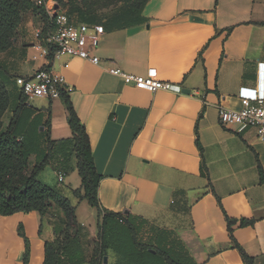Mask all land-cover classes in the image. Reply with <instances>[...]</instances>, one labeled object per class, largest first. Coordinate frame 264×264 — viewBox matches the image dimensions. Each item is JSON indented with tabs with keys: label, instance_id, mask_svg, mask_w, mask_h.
Wrapping results in <instances>:
<instances>
[{
	"label": "crops",
	"instance_id": "crops-1",
	"mask_svg": "<svg viewBox=\"0 0 264 264\" xmlns=\"http://www.w3.org/2000/svg\"><path fill=\"white\" fill-rule=\"evenodd\" d=\"M117 15L106 16L104 23H115ZM44 23L32 11L24 15L9 72L28 75L49 66L64 76L102 175V205L143 221L141 242L168 237L196 264H245L235 241L254 264H264V143L255 129L226 128L219 119L220 107L238 109L243 97L262 95L264 0H148L137 22L105 28L92 48L100 64L66 55L50 60L45 37L36 34ZM113 66L137 74L156 67L160 78L179 84L181 92L127 84L109 72ZM27 103L42 123L40 131L47 125L51 141L73 136L62 97ZM10 117L4 118L6 126ZM63 156L38 177L76 205L92 250L97 209L74 195L82 184L77 158ZM35 164L32 154L30 168ZM59 170L66 173L62 183ZM227 216L255 222L234 224V240ZM20 226L30 240V263L43 264L45 242L55 232L36 210L0 215V264H24ZM107 253L105 264H116V252Z\"/></svg>",
	"mask_w": 264,
	"mask_h": 264
},
{
	"label": "trees",
	"instance_id": "trees-1",
	"mask_svg": "<svg viewBox=\"0 0 264 264\" xmlns=\"http://www.w3.org/2000/svg\"><path fill=\"white\" fill-rule=\"evenodd\" d=\"M123 3L108 13L117 15L115 23H102L105 28L122 27L140 19L144 5L148 0H122ZM72 18L89 23L97 22V10L101 0H56ZM62 4L64 6H62ZM65 9V8H64ZM31 10L41 15L44 20V33L50 26L51 19L44 7L35 6L29 0H0V50L12 45V38L21 21L22 15ZM53 60V50L48 53ZM3 68V67H2ZM1 69V66H0ZM0 71V215L16 212L39 211L42 223L48 221L54 227L55 238L45 242V260L43 264H103L112 248L117 254L116 264H196L191 261L181 246L168 237H157L150 243L138 239L143 221L137 217L124 215L106 209L99 198V186L102 175L98 173L92 146L85 124L78 116L68 92H62L68 110V121L73 136L58 142L51 141L46 128L40 131L42 123L36 122L35 110L27 103L20 91L17 101L12 106L6 83L10 73ZM16 82V79H15ZM11 112L10 122L6 126L4 118ZM46 148H42L43 143ZM199 144V141H198ZM69 153L77 158L78 171L82 180L81 187L74 195L87 199L97 209L98 232L93 240L92 250L89 242L83 239L84 227L76 215V205L57 188L42 182L38 175L52 159L64 157ZM36 154V164L30 168L29 160ZM65 158V157H64ZM63 159V158H62ZM264 181L263 170H260ZM229 231L233 236V226L238 221L240 226L255 222L253 218L240 220L227 216ZM20 235L25 240L24 264L30 263V240L24 228L20 226ZM235 240V239H234ZM245 264H254V259L235 241ZM155 250V252H153ZM105 264V263H104Z\"/></svg>",
	"mask_w": 264,
	"mask_h": 264
},
{
	"label": "built area",
	"instance_id": "built-area-1",
	"mask_svg": "<svg viewBox=\"0 0 264 264\" xmlns=\"http://www.w3.org/2000/svg\"><path fill=\"white\" fill-rule=\"evenodd\" d=\"M34 5L44 7L50 16V26L44 33L43 28H38V37H45L44 51L53 50V57L66 55L80 57L94 64H100L102 58L92 52L97 48L101 38L105 34V26L102 23H89L71 18L66 10L58 6L56 0H29ZM109 72L119 76L127 84L155 92L169 90L181 92V86L172 81L163 80L159 76L156 67H149L143 74L131 73L121 67H110ZM16 85L19 87L27 101L39 97H61L62 92L68 91L64 76L53 71L49 66L40 67L28 75H18ZM221 124L230 129L242 131L248 128L255 129L259 140L264 143V81L263 91L260 97L241 99V107L238 109L219 108ZM66 173L58 171V182H64ZM104 264V263H103Z\"/></svg>",
	"mask_w": 264,
	"mask_h": 264
},
{
	"label": "rangeland",
	"instance_id": "rangeland-1",
	"mask_svg": "<svg viewBox=\"0 0 264 264\" xmlns=\"http://www.w3.org/2000/svg\"><path fill=\"white\" fill-rule=\"evenodd\" d=\"M67 0H62L63 2H66ZM102 4L99 6L98 10H97V15H99V18L97 19V22H101L104 23L103 19L108 15V13H110V11H112L113 9L117 8L118 6H120L123 1L122 0H101ZM131 0H127V2H130ZM36 6V5H35ZM62 6H64L62 4ZM67 5H65L63 8H66ZM31 10L26 11L21 18V21L15 31V35L12 38V45L5 49V50H0V66L3 67L7 72L10 71V69L12 68L11 66H14V56H15V44H16V39L19 38V34H20V24L22 22V20L24 19V15L26 13H28ZM19 44V43H18ZM11 72V71H10ZM9 72V73H10ZM11 77H17L15 73H10ZM15 78L14 80L9 78V80L6 83V87L8 92L10 93V97H11V103L12 106L15 103V101H17L18 99V94L20 93V89L19 87L16 85L15 82ZM15 86H17V88L19 89V92H16L15 89H17ZM17 94V96L15 95ZM11 116V112H8L7 117Z\"/></svg>",
	"mask_w": 264,
	"mask_h": 264
},
{
	"label": "water",
	"instance_id": "water-1",
	"mask_svg": "<svg viewBox=\"0 0 264 264\" xmlns=\"http://www.w3.org/2000/svg\"><path fill=\"white\" fill-rule=\"evenodd\" d=\"M153 252H155V250H153ZM108 260V257L106 256L105 259H104V263H106Z\"/></svg>",
	"mask_w": 264,
	"mask_h": 264
}]
</instances>
